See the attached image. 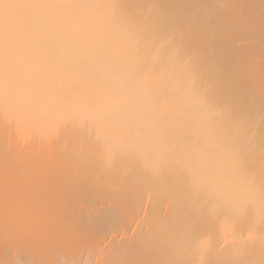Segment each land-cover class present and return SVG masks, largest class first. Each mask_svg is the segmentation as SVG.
Masks as SVG:
<instances>
[{
    "label": "bare ground",
    "instance_id": "obj_1",
    "mask_svg": "<svg viewBox=\"0 0 264 264\" xmlns=\"http://www.w3.org/2000/svg\"><path fill=\"white\" fill-rule=\"evenodd\" d=\"M0 264H264V0H0Z\"/></svg>",
    "mask_w": 264,
    "mask_h": 264
}]
</instances>
